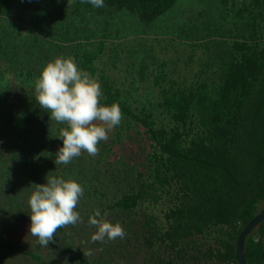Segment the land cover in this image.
Masks as SVG:
<instances>
[{
	"label": "trees",
	"instance_id": "16d2710c",
	"mask_svg": "<svg viewBox=\"0 0 264 264\" xmlns=\"http://www.w3.org/2000/svg\"><path fill=\"white\" fill-rule=\"evenodd\" d=\"M177 1L104 0L103 7L95 8L88 0H74L72 11L76 15L124 11L149 25ZM221 1L223 11L237 21L245 20V26L230 39L217 41L224 50L210 74L201 70L191 80L177 79L160 66L155 84L163 123L147 105L132 104L127 90L99 70L108 34L94 39L97 31L82 28L74 29L73 35L57 22L47 37L40 38L35 25L27 29L31 33L27 37L21 15L1 26L3 207H15L20 197L47 183V175L65 179L67 172L76 169L73 161L54 162L63 144L56 136L66 124L51 121L50 113L35 100L34 88L49 61L74 57L81 69L100 82V103H117L121 108V129L110 141L124 145L125 135L127 143L122 148L129 161L118 171L126 182L124 190L109 209L124 218L122 227L127 235L131 233L126 244L143 253L147 263L238 264V236L264 207V0ZM71 42L76 45L68 53L66 46H73ZM94 170L97 173V167ZM151 206H160L162 215L150 211ZM0 247L21 246L0 241ZM27 254L41 264H51L33 251ZM245 258L248 264H264V221L247 237ZM63 264L97 263L81 257Z\"/></svg>",
	"mask_w": 264,
	"mask_h": 264
},
{
	"label": "rangeland",
	"instance_id": "374dc122",
	"mask_svg": "<svg viewBox=\"0 0 264 264\" xmlns=\"http://www.w3.org/2000/svg\"><path fill=\"white\" fill-rule=\"evenodd\" d=\"M73 2L0 0V27L11 20L16 21L15 16L21 15L23 33L27 37L31 35L27 29H33L35 25L36 34L45 38L57 22H60L58 27L62 22L73 35L74 29L82 28H87L91 33L97 31L94 39H102L103 34H108L106 49L98 60L99 70L110 74L127 90L132 104L147 105L160 123L164 120L157 105L155 84L160 66L164 65L169 77L177 79L187 77V80H191L201 70L210 74L217 68L224 50V46L217 41L230 39L246 22L237 21L233 14H226L221 0H178L174 7L149 25L143 24L137 16L110 9H106L104 14L94 10L76 15L72 11ZM35 7H46L47 10L39 11ZM236 22L239 24L236 25ZM82 35V32L77 34L78 41L82 40ZM75 45L66 46V51L73 52ZM120 126L108 132V140L98 143L96 155L82 151L79 157L72 159L76 169L67 172L65 179H75L84 188V196L75 209L80 214V221L58 229L48 247H42L38 238L30 234L31 195L20 197L15 207H3V203H0V241L21 246L18 249L0 247V264H41L34 261L27 251L37 253L51 264L73 263L81 257H88L97 264H153L151 261L145 262L144 254L134 245L126 244V236H131V233H125L123 238L115 240L91 239L96 228L89 223V217L96 210L101 212L104 209L101 216L113 224L118 222L122 225L124 221L116 210L109 209L126 185L123 176L118 175L121 167L129 161L122 148L127 143L125 135L124 145H112L110 141L116 138ZM109 147H112L111 151ZM96 167L97 173L94 170ZM80 169L83 174H79ZM1 181L2 178L0 184ZM149 210L162 215L160 206H151Z\"/></svg>",
	"mask_w": 264,
	"mask_h": 264
},
{
	"label": "clouds",
	"instance_id": "9594fccd",
	"mask_svg": "<svg viewBox=\"0 0 264 264\" xmlns=\"http://www.w3.org/2000/svg\"><path fill=\"white\" fill-rule=\"evenodd\" d=\"M95 8L104 6V0H88ZM35 100L50 113V119L66 124L56 136L63 141L56 153L55 163L68 164L82 151L98 153V143L108 140V132L121 123L119 104H101L100 82L81 69L74 57H57L49 61L35 81ZM47 183L39 184L29 199L30 234L38 238L42 247L54 241L59 228L75 225L80 214L75 211L83 186L75 179L46 176ZM95 226L93 241L115 240L125 236L120 223L106 220L99 210L89 217Z\"/></svg>",
	"mask_w": 264,
	"mask_h": 264
},
{
	"label": "water",
	"instance_id": "95a60500",
	"mask_svg": "<svg viewBox=\"0 0 264 264\" xmlns=\"http://www.w3.org/2000/svg\"><path fill=\"white\" fill-rule=\"evenodd\" d=\"M264 221V207L254 216L250 222L244 227L238 236L236 245V257L238 264H248L245 258V247L247 237Z\"/></svg>",
	"mask_w": 264,
	"mask_h": 264
}]
</instances>
